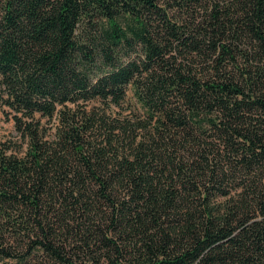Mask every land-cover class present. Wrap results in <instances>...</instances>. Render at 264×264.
<instances>
[{
    "label": "trees",
    "instance_id": "obj_1",
    "mask_svg": "<svg viewBox=\"0 0 264 264\" xmlns=\"http://www.w3.org/2000/svg\"><path fill=\"white\" fill-rule=\"evenodd\" d=\"M0 264H264V0H0Z\"/></svg>",
    "mask_w": 264,
    "mask_h": 264
},
{
    "label": "rangeland",
    "instance_id": "obj_2",
    "mask_svg": "<svg viewBox=\"0 0 264 264\" xmlns=\"http://www.w3.org/2000/svg\"><path fill=\"white\" fill-rule=\"evenodd\" d=\"M25 143L15 129L14 120L9 108L0 107V151L7 154H20Z\"/></svg>",
    "mask_w": 264,
    "mask_h": 264
}]
</instances>
